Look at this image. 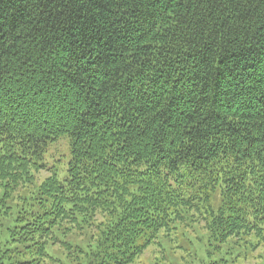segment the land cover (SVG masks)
Instances as JSON below:
<instances>
[{
    "label": "trees",
    "instance_id": "obj_1",
    "mask_svg": "<svg viewBox=\"0 0 264 264\" xmlns=\"http://www.w3.org/2000/svg\"><path fill=\"white\" fill-rule=\"evenodd\" d=\"M0 216V264H133L198 222L260 247L264 0H0Z\"/></svg>",
    "mask_w": 264,
    "mask_h": 264
},
{
    "label": "rangeland",
    "instance_id": "obj_2",
    "mask_svg": "<svg viewBox=\"0 0 264 264\" xmlns=\"http://www.w3.org/2000/svg\"><path fill=\"white\" fill-rule=\"evenodd\" d=\"M251 82H246L248 86ZM251 85V84H250ZM241 96L237 101V106L245 108L252 103L254 95L246 93L242 88ZM70 160L69 139L62 140L60 143L54 144L47 155V163L49 167H55L60 172V177L65 176L68 162ZM50 173H41L36 175L34 186L37 187L48 177ZM17 200L12 203H16ZM0 219H4L1 218ZM77 230L72 232L64 239L66 242L85 247L90 242L86 231ZM258 239L250 237L241 241L240 247L231 244L221 246L217 249L216 242L210 237L205 223L198 222L186 228H180L178 231L169 235H161V237L149 247L133 264H214L226 257L227 250L232 251V259L227 264H263L264 263V243L257 249L253 247L258 245ZM230 242V241H229ZM51 253L62 262L68 263L66 251L61 245L53 246ZM45 264H56L46 261Z\"/></svg>",
    "mask_w": 264,
    "mask_h": 264
}]
</instances>
